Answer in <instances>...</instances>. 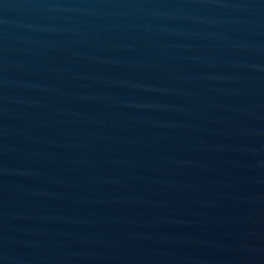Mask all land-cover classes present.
I'll list each match as a JSON object with an SVG mask.
<instances>
[{"label": "water", "instance_id": "water-1", "mask_svg": "<svg viewBox=\"0 0 264 264\" xmlns=\"http://www.w3.org/2000/svg\"><path fill=\"white\" fill-rule=\"evenodd\" d=\"M0 264H264V0H0Z\"/></svg>", "mask_w": 264, "mask_h": 264}]
</instances>
